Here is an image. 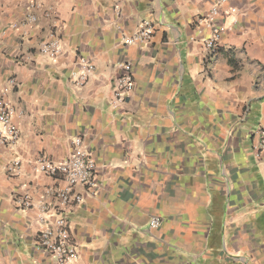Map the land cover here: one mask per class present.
Segmentation results:
<instances>
[{"label": "crops", "instance_id": "1", "mask_svg": "<svg viewBox=\"0 0 264 264\" xmlns=\"http://www.w3.org/2000/svg\"><path fill=\"white\" fill-rule=\"evenodd\" d=\"M219 2L0 0V98L20 132L14 147L0 144V264H56L36 241L43 205L66 184L37 160L61 162L78 141L97 187L77 186L83 202L64 215L76 264H264V154L254 149L264 129V0H231L214 14ZM208 16L212 24L199 22ZM144 21L152 43L123 45ZM215 31L222 48L210 63L204 40ZM52 40L56 59L41 53ZM81 57L95 70L77 88ZM127 63L135 87L117 104ZM23 196L33 208L18 205Z\"/></svg>", "mask_w": 264, "mask_h": 264}, {"label": "built area", "instance_id": "2", "mask_svg": "<svg viewBox=\"0 0 264 264\" xmlns=\"http://www.w3.org/2000/svg\"><path fill=\"white\" fill-rule=\"evenodd\" d=\"M230 1L220 0L213 8V13L216 14L218 8L226 6ZM229 11L235 13L236 9L231 8ZM32 19L33 21L35 20V18ZM199 22L212 24L213 19L212 16H208ZM154 31V25L149 21H144L134 32L123 38L122 44L125 46L147 47L153 41ZM219 33L215 31L213 37L204 40V48L210 63H212L222 48ZM61 51V45L57 40L47 42L41 47V53L50 59H56ZM122 67L123 72L114 81L113 88L117 104L125 102L133 93L135 87L131 64L127 63ZM94 70L93 63L81 57L77 60L76 69L71 73L70 79L75 87L83 88L93 76ZM11 84L16 85L15 80H11ZM12 115L11 104L0 98V144L8 147H14L20 137L19 130L11 123ZM254 137L257 139L254 149L257 156L261 157L264 154V129H259L255 132ZM77 144L79 146L77 151L61 162L52 161L46 156L37 160V168L43 175L51 178L60 176L66 184L63 189L55 193V203L43 205L46 212L41 219L47 226L36 241L37 248L50 253L56 264H76L77 261L78 248L72 241V227L64 216L83 202L82 197L75 195V188L77 186H85L92 191L97 187L94 162L85 149L80 148L79 141ZM19 168L20 162L17 161L15 167L17 173ZM17 203L21 208L30 209L34 207V202L30 196L18 198ZM49 209L51 211L54 210V214ZM159 224L158 220H152L150 223L152 228L158 227Z\"/></svg>", "mask_w": 264, "mask_h": 264}]
</instances>
